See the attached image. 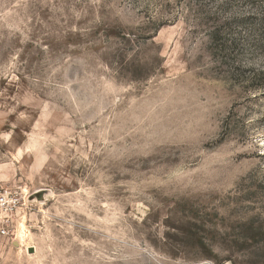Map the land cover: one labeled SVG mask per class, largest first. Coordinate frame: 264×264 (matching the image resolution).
I'll return each mask as SVG.
<instances>
[{"label":"rangeland","instance_id":"1","mask_svg":"<svg viewBox=\"0 0 264 264\" xmlns=\"http://www.w3.org/2000/svg\"><path fill=\"white\" fill-rule=\"evenodd\" d=\"M260 20L264 0H0V264H264Z\"/></svg>","mask_w":264,"mask_h":264},{"label":"built area","instance_id":"2","mask_svg":"<svg viewBox=\"0 0 264 264\" xmlns=\"http://www.w3.org/2000/svg\"><path fill=\"white\" fill-rule=\"evenodd\" d=\"M19 203L14 191L0 185V236L8 235L11 226L13 228L12 215L16 212Z\"/></svg>","mask_w":264,"mask_h":264},{"label":"trees","instance_id":"3","mask_svg":"<svg viewBox=\"0 0 264 264\" xmlns=\"http://www.w3.org/2000/svg\"><path fill=\"white\" fill-rule=\"evenodd\" d=\"M263 24L264 21L260 20V26L264 28ZM208 39L210 42L214 43L217 47H226L225 45H230V46L235 45L233 39L227 41L226 38L224 39V37H221V32L218 29V27L212 28V30L208 32ZM259 46H261V44H259Z\"/></svg>","mask_w":264,"mask_h":264},{"label":"water","instance_id":"4","mask_svg":"<svg viewBox=\"0 0 264 264\" xmlns=\"http://www.w3.org/2000/svg\"><path fill=\"white\" fill-rule=\"evenodd\" d=\"M28 251L32 252V247H30V248L28 249Z\"/></svg>","mask_w":264,"mask_h":264},{"label":"bare ground","instance_id":"5","mask_svg":"<svg viewBox=\"0 0 264 264\" xmlns=\"http://www.w3.org/2000/svg\"><path fill=\"white\" fill-rule=\"evenodd\" d=\"M20 234V233H19ZM21 237V236H20Z\"/></svg>","mask_w":264,"mask_h":264}]
</instances>
